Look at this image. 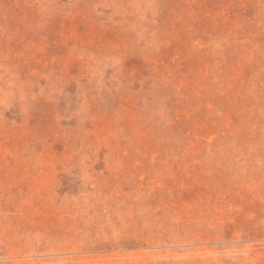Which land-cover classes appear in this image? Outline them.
<instances>
[{
  "label": "rangeland",
  "instance_id": "rangeland-1",
  "mask_svg": "<svg viewBox=\"0 0 264 264\" xmlns=\"http://www.w3.org/2000/svg\"><path fill=\"white\" fill-rule=\"evenodd\" d=\"M0 264H264V0H0Z\"/></svg>",
  "mask_w": 264,
  "mask_h": 264
}]
</instances>
